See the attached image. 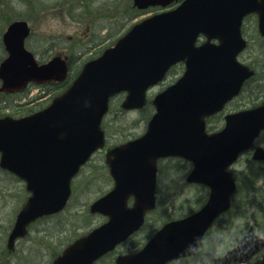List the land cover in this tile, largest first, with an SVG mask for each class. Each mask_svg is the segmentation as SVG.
Returning a JSON list of instances; mask_svg holds the SVG:
<instances>
[{
  "label": "water",
  "instance_id": "95a60500",
  "mask_svg": "<svg viewBox=\"0 0 264 264\" xmlns=\"http://www.w3.org/2000/svg\"><path fill=\"white\" fill-rule=\"evenodd\" d=\"M178 1L135 0V6L168 7ZM254 11L261 14L264 33L262 6L256 0H183L176 9L135 25L87 62L46 109L21 119L0 118V167L23 180L31 193L10 235V249L32 222L66 208L73 178L105 146L101 125L111 98L126 93L122 108L142 109L148 90L163 81L172 66L184 62V75L153 100L156 113L144 135L106 155L114 188L90 210L108 221L68 246L52 264H94L139 231L146 213L156 206L158 160L169 157L194 164L187 182L210 187L207 204L165 224L142 250L119 256L115 264H168L194 255L213 222L230 208L236 186L229 167L264 131V104L228 115L217 133L206 131V118L220 112L254 74L237 61L246 46L242 19ZM28 33L27 23L18 22L5 36L10 56L0 67L1 91L22 92L30 82H62L68 76L67 59L37 62L24 48ZM201 34L208 41L196 46ZM254 159L264 160V149L257 148ZM263 249L264 240L251 228L214 264H244Z\"/></svg>",
  "mask_w": 264,
  "mask_h": 264
},
{
  "label": "rangeland",
  "instance_id": "374dc122",
  "mask_svg": "<svg viewBox=\"0 0 264 264\" xmlns=\"http://www.w3.org/2000/svg\"><path fill=\"white\" fill-rule=\"evenodd\" d=\"M90 2L88 1L86 6H82V9H76L74 14L72 10L70 11L71 3L79 4V0H73L71 3L69 0H40V58H37L40 62L48 60L47 56L55 52L56 49L66 52L74 46L72 49L77 57L74 58L73 71L75 72L85 61L95 58L89 57L90 53L101 52L103 48L113 43V40L110 42L104 41V27L108 25L109 20H113L121 12V0H95L93 3ZM123 3L127 15L130 12L128 9L130 6L127 5L130 0H124ZM94 6L95 10H92ZM15 7L23 9L21 5ZM161 11H147L140 16L138 21ZM72 14L77 18L72 17ZM34 19L33 17L31 21ZM113 23L116 24V21ZM113 23H109V26L112 24L114 32L117 31V25ZM130 26L129 24L127 29ZM119 36L114 40H117ZM92 39L93 41L90 43L89 41ZM255 48H258L259 51L262 50V54L258 55L257 58L259 75L255 81L248 84L243 97L235 99L224 114L249 108L264 100V48L262 47V49L254 44L250 48V52ZM48 50V53H44ZM251 57H254V54H251ZM167 85L168 82H165L154 89L150 93V101ZM51 93L49 94L45 88L39 90L34 87L27 94L14 98L12 106L15 107L5 110L3 115L16 114L17 109H21L16 106L18 104L22 108H37L40 106V109H42L48 106L52 97L55 96L54 91H51ZM123 99L124 96L120 95L113 100L110 113L104 121V129L111 146L122 144L141 135L146 122L154 112L151 105L138 113L124 112L121 109ZM208 125L212 131L219 130L223 127L224 120L222 117H216ZM263 140L264 136L261 141ZM104 158V153L97 154L90 165L82 170L77 177L78 179L73 181L75 192L71 197L70 201L72 202L69 209L57 218L45 219L34 225L28 237L17 243L16 251L11 255L4 251L7 249L8 235L13 227L16 214L22 207L19 205L18 194H25V187L23 183L14 179L10 180L4 173L0 172V264H3V262H7V264L8 262L10 264H52L55 252L60 254L75 239L105 221L101 216L90 215L88 210L96 198L108 192L112 187ZM249 158V155H244L232 169L233 173L240 179L242 190V192L240 190V195L232 211L216 223L201 247L198 256L191 261L171 264H212L206 253L210 252L214 256L224 254L244 236L251 226L255 227L256 231L264 236V233L259 230L264 227V168L256 171L258 167L255 170L253 165L247 164ZM161 169L158 184V211L150 214L146 231L139 238L137 237L120 247L115 254L104 259L100 264H113L112 262L117 255L133 252L135 244H143L148 236H152L163 225L160 219L170 221L173 218H180L190 214L201 204L203 205L201 198L205 194L207 196V190L200 186L185 184L184 176L187 171L185 164L165 162L161 163ZM250 170L256 172L252 176V182L249 190H247L248 194L245 195L243 193V182L246 183L244 175L249 174ZM75 215L79 216L75 217ZM260 257L259 255L256 261Z\"/></svg>",
  "mask_w": 264,
  "mask_h": 264
},
{
  "label": "flooded vegetation",
  "instance_id": "af4514ba",
  "mask_svg": "<svg viewBox=\"0 0 264 264\" xmlns=\"http://www.w3.org/2000/svg\"><path fill=\"white\" fill-rule=\"evenodd\" d=\"M88 1H91L90 3H93L95 0H79L80 2L79 4H73L71 3L73 2V0H69V2L71 3L70 9L75 14L76 9H82V6H86ZM123 2L124 0H121V6H122L121 12L117 14L114 18L112 17L113 20H109L108 25L104 27L105 42L114 40L118 35L123 34L125 32L126 25L129 26V24L135 23L140 18L139 15L142 11L139 10L134 5L135 4L134 0H130V3L127 4L128 6H130V8H128L130 12L127 15L124 10L125 7ZM16 5L23 6V9L19 7H15ZM152 9L154 8L150 7L148 10H152ZM92 10H95V6L94 9ZM33 17L35 19L31 21ZM73 17L77 18V16L75 15ZM18 21L20 22L24 21L28 23L30 27V34L24 40V45L26 49L30 51L35 57L40 58V0H0V58L5 59L9 55L7 51V47L4 43V37L6 32L8 31V28ZM115 21L116 24L113 23ZM109 23H113L114 25H117L116 27L117 31L113 32L112 24L109 26ZM259 23H260L259 15L256 13H253L244 19V23L242 26V35L244 39L247 41L248 47L243 53H241L239 57L242 63L254 69L256 71V74L258 75H259V70H258L259 67L257 66V62H258L257 58L259 57L258 55L262 54L261 53L262 50L259 51L258 48H255V50L250 52L251 50L250 48H252L254 44L258 47L264 48V35L260 31ZM92 41L93 39L90 40L89 42L91 43ZM72 48H74V46ZM72 48H70V50L66 52L59 51L56 49L55 52L50 53L48 56L55 57L58 55V56H65L68 58H75L76 57L75 52L73 51ZM48 52L49 50L44 53H48ZM248 52H250V54H248ZM99 54L100 51L96 52L95 54L90 53V55L88 56L97 57ZM251 54H254V57H251ZM1 87H2V82L0 81V88ZM34 87H38L40 89V86H38L35 83H31L26 88V91L23 94H27ZM19 96L20 94H12V93L6 94L0 92V114L2 113L3 115L5 110H9L11 107H15L12 106V100ZM16 106L21 109H17L16 114H14L15 116H19L27 113L28 109L22 108L19 104ZM260 146L264 147V143H261ZM244 155H249L250 157L249 161L251 160V152H248ZM257 164L264 165V162H257Z\"/></svg>",
  "mask_w": 264,
  "mask_h": 264
},
{
  "label": "trees",
  "instance_id": "16d2710c",
  "mask_svg": "<svg viewBox=\"0 0 264 264\" xmlns=\"http://www.w3.org/2000/svg\"><path fill=\"white\" fill-rule=\"evenodd\" d=\"M70 81H71V78H70L67 82H64V83H61V84H54V85H52L53 88H51V90L56 91V93H59L60 91H63V90H65V89L68 87V85L70 84ZM0 172H1V170H0ZM78 216H79V215H75V217H78ZM260 230L264 233V227H261ZM141 245H142V244H137L134 248H135V249H138ZM58 254H59L58 252H55V253L53 254V255H54V258H55ZM4 263L7 264V262H3V264H4ZM8 264H10V263L8 262ZM250 264H251V263H250Z\"/></svg>",
  "mask_w": 264,
  "mask_h": 264
}]
</instances>
